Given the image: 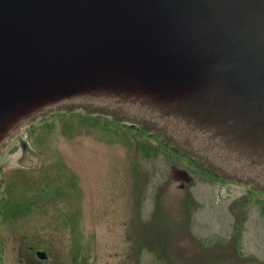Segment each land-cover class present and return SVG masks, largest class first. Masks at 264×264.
Wrapping results in <instances>:
<instances>
[{
  "label": "water",
  "instance_id": "obj_1",
  "mask_svg": "<svg viewBox=\"0 0 264 264\" xmlns=\"http://www.w3.org/2000/svg\"><path fill=\"white\" fill-rule=\"evenodd\" d=\"M83 106L264 191V0H0V151Z\"/></svg>",
  "mask_w": 264,
  "mask_h": 264
},
{
  "label": "rangeland",
  "instance_id": "obj_2",
  "mask_svg": "<svg viewBox=\"0 0 264 264\" xmlns=\"http://www.w3.org/2000/svg\"><path fill=\"white\" fill-rule=\"evenodd\" d=\"M130 124L105 111L67 108L7 146L0 197L21 176L29 184L26 191L14 186L28 204L0 217L6 255L25 233L52 232L63 264H253L264 256L263 190ZM158 149L186 161L172 163Z\"/></svg>",
  "mask_w": 264,
  "mask_h": 264
},
{
  "label": "flooded vegetation",
  "instance_id": "obj_3",
  "mask_svg": "<svg viewBox=\"0 0 264 264\" xmlns=\"http://www.w3.org/2000/svg\"><path fill=\"white\" fill-rule=\"evenodd\" d=\"M48 225L54 228V223ZM28 234L25 233L24 239L21 237L18 246L12 249V256L11 254L6 255L3 248L4 243L0 241V264H63L62 260L54 256L56 242L54 243L52 232L50 235L43 233L41 236ZM13 252H15V256H13ZM259 257L253 264H264V256Z\"/></svg>",
  "mask_w": 264,
  "mask_h": 264
},
{
  "label": "trees",
  "instance_id": "obj_4",
  "mask_svg": "<svg viewBox=\"0 0 264 264\" xmlns=\"http://www.w3.org/2000/svg\"><path fill=\"white\" fill-rule=\"evenodd\" d=\"M52 115L54 114H51L50 116ZM27 179H28L27 176H21L19 179H17L19 181L10 182L11 189L9 191H6V189L3 190V193L5 194V191H6L7 194L5 196L0 197V217L1 218H5V217L7 218L11 213L13 214L14 212L20 211L21 208L25 204H28L27 199H25V197H21V198L16 197L14 193V189H15L14 186L16 185L19 186L20 189H25V191L27 190L28 184H29ZM4 185L6 186L5 182H4ZM4 185H3V182H1L0 188H3ZM20 193L23 194L22 192Z\"/></svg>",
  "mask_w": 264,
  "mask_h": 264
}]
</instances>
